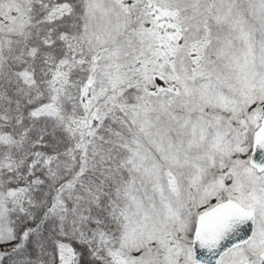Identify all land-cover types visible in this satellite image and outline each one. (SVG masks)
Listing matches in <instances>:
<instances>
[{
  "label": "snow or ice",
  "instance_id": "6c2138e0",
  "mask_svg": "<svg viewBox=\"0 0 264 264\" xmlns=\"http://www.w3.org/2000/svg\"><path fill=\"white\" fill-rule=\"evenodd\" d=\"M0 264H264V0H0Z\"/></svg>",
  "mask_w": 264,
  "mask_h": 264
}]
</instances>
